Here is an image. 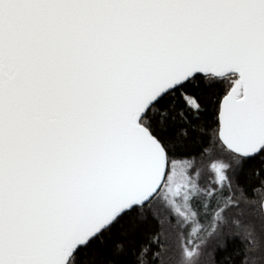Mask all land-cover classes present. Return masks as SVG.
I'll list each match as a JSON object with an SVG mask.
<instances>
[{"label": "snow or ice", "instance_id": "1", "mask_svg": "<svg viewBox=\"0 0 264 264\" xmlns=\"http://www.w3.org/2000/svg\"><path fill=\"white\" fill-rule=\"evenodd\" d=\"M0 264H264V0H0Z\"/></svg>", "mask_w": 264, "mask_h": 264}]
</instances>
